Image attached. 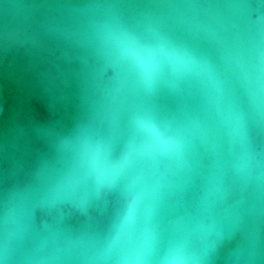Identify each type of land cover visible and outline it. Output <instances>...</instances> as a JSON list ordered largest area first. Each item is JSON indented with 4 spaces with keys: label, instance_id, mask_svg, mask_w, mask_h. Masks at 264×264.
<instances>
[{
    "label": "water",
    "instance_id": "water-1",
    "mask_svg": "<svg viewBox=\"0 0 264 264\" xmlns=\"http://www.w3.org/2000/svg\"><path fill=\"white\" fill-rule=\"evenodd\" d=\"M0 264H264V0H0Z\"/></svg>",
    "mask_w": 264,
    "mask_h": 264
}]
</instances>
